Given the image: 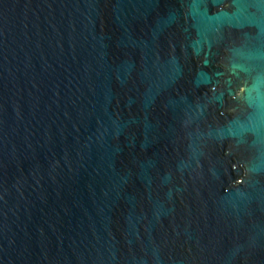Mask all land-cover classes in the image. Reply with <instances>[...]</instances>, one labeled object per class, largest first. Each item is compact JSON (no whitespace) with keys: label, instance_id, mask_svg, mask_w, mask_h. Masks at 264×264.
Segmentation results:
<instances>
[{"label":"water","instance_id":"1","mask_svg":"<svg viewBox=\"0 0 264 264\" xmlns=\"http://www.w3.org/2000/svg\"><path fill=\"white\" fill-rule=\"evenodd\" d=\"M0 264H264V0H0Z\"/></svg>","mask_w":264,"mask_h":264}]
</instances>
